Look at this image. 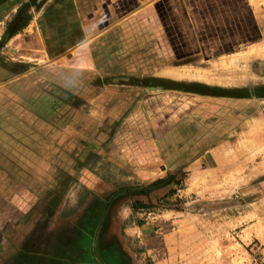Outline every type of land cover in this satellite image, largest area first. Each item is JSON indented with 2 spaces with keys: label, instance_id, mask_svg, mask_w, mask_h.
I'll use <instances>...</instances> for the list:
<instances>
[{
  "label": "crops",
  "instance_id": "0c3cea01",
  "mask_svg": "<svg viewBox=\"0 0 264 264\" xmlns=\"http://www.w3.org/2000/svg\"><path fill=\"white\" fill-rule=\"evenodd\" d=\"M256 1L0 0V42L22 8L29 16L0 48V241L11 264H80L67 248L89 262L115 178L163 160L150 95L181 80L183 58L234 50L242 24L256 35ZM179 4L187 30L191 12L202 18L185 39L169 18ZM59 223L73 245L50 228Z\"/></svg>",
  "mask_w": 264,
  "mask_h": 264
},
{
  "label": "rangeland",
  "instance_id": "374dc122",
  "mask_svg": "<svg viewBox=\"0 0 264 264\" xmlns=\"http://www.w3.org/2000/svg\"><path fill=\"white\" fill-rule=\"evenodd\" d=\"M197 13H190L189 30L182 5L169 16L183 39L194 21L202 22ZM263 17L259 11V22ZM201 26H194L198 37ZM244 34L234 50L221 51L224 56L183 58L187 65L176 76L181 80L150 95L147 122L154 118L163 160L116 176L92 258L67 248L60 251L67 259L264 264V26L250 39ZM50 228L64 231L59 238L74 244L69 226ZM14 252L9 241H0V264H11Z\"/></svg>",
  "mask_w": 264,
  "mask_h": 264
},
{
  "label": "trees",
  "instance_id": "16d2710c",
  "mask_svg": "<svg viewBox=\"0 0 264 264\" xmlns=\"http://www.w3.org/2000/svg\"><path fill=\"white\" fill-rule=\"evenodd\" d=\"M19 16H17V18L15 20H13V22L9 25V27L7 28V32L5 34V38L0 42V45H3L5 43V40H7L13 33H15L17 30H19V28L22 27L23 23L25 21H27V19L29 18V16L27 15V10L26 8H22L19 13ZM140 208V207H139ZM139 208L137 207H132V209L134 211H137Z\"/></svg>",
  "mask_w": 264,
  "mask_h": 264
},
{
  "label": "bare ground",
  "instance_id": "6f19581e",
  "mask_svg": "<svg viewBox=\"0 0 264 264\" xmlns=\"http://www.w3.org/2000/svg\"><path fill=\"white\" fill-rule=\"evenodd\" d=\"M256 1V0H255ZM259 1V0H258ZM257 2V1H256Z\"/></svg>",
  "mask_w": 264,
  "mask_h": 264
}]
</instances>
